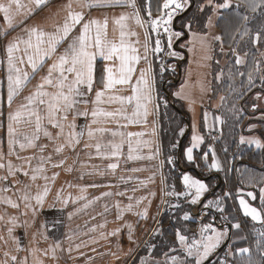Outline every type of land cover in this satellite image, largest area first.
Segmentation results:
<instances>
[{
    "label": "crops",
    "instance_id": "crops-1",
    "mask_svg": "<svg viewBox=\"0 0 264 264\" xmlns=\"http://www.w3.org/2000/svg\"><path fill=\"white\" fill-rule=\"evenodd\" d=\"M192 1L190 0V5ZM89 2H94V0H89ZM156 2L157 0H155ZM21 3L25 7L21 9V14L14 19V25L19 23L20 20H24L28 10L32 9L34 15L25 21L26 26L30 28L39 25L46 32H55L56 26L63 24L69 11L67 5L71 3V11H82L85 22L96 19L103 23L106 18L108 21L107 39L119 44L121 40L120 33L123 31L124 43L137 48L141 56L145 55L144 43L147 33V60L141 59L139 64L135 65L136 72L133 76V85L139 77L140 70L147 69L150 66L152 103H150L151 108L149 109L148 107L149 114L146 120L143 116L135 118L138 120L137 123H130L128 120L119 116L116 119L98 118L100 122L96 125H91V127L93 129L103 127L109 131L104 133L97 132L95 139H90L87 136V128L85 125L91 124V111L94 108L98 107L110 112H115L123 108L125 110L124 114L128 116H131L134 110L133 106L121 105L115 101L108 102L110 95H131V86H117L118 89L122 90L106 92L102 98L103 103L99 105L94 103L95 92L102 88V84L100 83V69H102L105 63H110L102 61L98 57L96 61V83L94 84L93 91L79 98L81 100H87L88 103L84 104L81 102L77 104L75 111L68 114L67 121H61L65 124V135L69 131H75L77 133L80 131L84 132L83 137H80V143L75 146V150L65 148L63 152L56 153L54 151L55 147L63 144L65 142L64 138L55 139L56 133L59 130L53 128L47 121H44L43 127L53 134L54 139L49 140L41 132L40 140L36 142L38 147L21 150L19 144H17L15 145V154L8 156V114L10 112L15 113L17 110L21 112L20 123L15 126L18 129L17 139L20 142H25L24 136H31L35 130L34 123L29 124L27 121L28 112L31 110V107H35L36 105L33 104L30 108H21V105L27 104L26 97L36 90V86L41 82V77L47 74L49 65L56 57L53 56L52 59H48L44 67L35 74H33L31 67L28 65L26 57L24 58L25 62L23 64L18 63L17 66L21 69V74L27 72L29 74V80L21 86L18 95L14 97L11 107H9L7 100L8 65L5 47L7 42L12 40L13 37L19 36L27 39V33L21 30L24 27V25H21V27L9 29L8 35L5 36L4 30L7 28V24L2 18L3 14L0 13V152L4 153V159L0 163L5 164V168L0 169V177L8 176L7 162L9 160H11L15 167L23 166L24 171L28 172L27 176L23 172H17L15 176H8L7 180H0V189L5 187L10 189L7 192H0V197L10 198L19 204L18 208H13L11 205L3 202V200H0V217H3V219H0V264H5V262L6 264H15L11 260V256L13 255L17 257L18 261H23L27 258V264H142V262H147V264H172L170 259L172 256L184 259V254H177L176 252L177 249L183 250L184 252V248L178 240L177 246L173 248L175 251L169 249L160 256H154L151 253L152 251L150 252V249L146 254H139L144 248L143 241L145 238L142 236L141 238L143 240L141 242L136 241L138 238L136 230L138 221L141 222L145 218L143 213L150 211L152 208L151 203L154 204L153 207L158 212L166 208L173 214L174 211L177 212L183 209V206L189 202L190 197L177 195V193H183L185 191L182 182V175L184 173H189L193 177L203 180L205 183H207L205 181V177L207 176L213 177L216 181L212 186H209V183H207L209 190L204 193L200 202L193 206L190 213L193 221L199 224L201 228L205 224H212L217 230L227 231V236L223 239L220 247L210 256L213 259L209 263H212L217 257L218 250L223 247L222 245L227 238L228 241L226 246H224L225 248L233 237V223L224 217L225 214L220 213L212 205L208 208L204 207L210 199L216 196L221 183H225V174L221 166L222 159L220 160L221 156L217 151V147L211 146L207 150L211 155V163L213 162V158H215L221 170L217 171L213 169L204 176L200 167H196L198 164H189L186 161L184 150L191 146L192 136L194 134L203 137L204 133H208V130L218 129L221 126V122H223L220 119L222 116L220 114L221 109H219L221 102H223V94L215 95L213 80L222 74V72L226 74V69L219 73L217 70H214V67L223 69L228 64V61H231L234 64L237 76L240 77L239 73L244 72L247 68V63L251 58V51L243 50L239 52L235 48L224 46L222 38L220 41L215 39L216 36L221 37V33L217 28V22L221 17V13L220 15L218 14L219 17L218 15L213 17L212 26H208L206 22V27L203 31H190L185 36L187 33L186 30L180 28V33L186 39V48L182 50L181 54H177L175 36L172 38V46L169 48L168 33L164 31V26L161 25L158 31H152L149 26L151 20L161 14L160 10L157 13L153 11L152 0H135V8L128 6L129 0H121L119 4L114 2L103 3L100 6L92 8L82 6L85 4V0H50L48 6L42 11L35 9L34 0H21ZM158 4L157 9H160V3L158 2ZM187 9L179 11V13L177 12L174 15L172 24L169 26L170 31L174 32L176 28L174 25L175 18L182 15ZM137 12L139 13V18L143 26L137 23ZM149 12H151V16H149ZM121 15H124L126 19L121 21L120 24H117L116 20ZM206 19L208 20V17ZM79 28L80 26L78 25L77 31L73 35L79 34ZM94 32L95 26H93V34ZM157 40L160 41L162 48V51L158 53L154 52L155 42ZM257 46V51H255L257 53L258 60L256 62L259 66V71H257V65L255 64V68L252 71L255 77L254 75L252 76V81L256 78L259 84L264 85V79H262L264 77V44L262 46L257 44ZM20 47L23 50L24 45L21 44ZM66 47V43L60 45L58 47V53H62ZM233 49L236 50L235 54L233 53ZM172 52H175L176 55H171L170 53ZM218 53L219 58H217ZM245 53H247L246 56ZM17 55H23V52L21 51ZM236 55L244 58V64H235ZM182 58L184 60L181 63L180 78L177 86L169 93L168 89H166L167 83L168 86L172 85L174 83L172 78L174 76L175 80L177 78V74L175 73L176 69L173 70L172 68H177L176 61L177 59L182 60ZM159 69L163 75L162 79L158 81L160 84L155 83V77L159 76ZM166 72L169 75L166 76ZM170 73H173V75H170ZM246 80L243 84L245 86L250 85L248 78ZM157 84L158 89L160 85L163 88L161 89L160 87V90L162 96L165 97L167 105L175 108L176 104L180 103L183 106V109L176 110L179 112H177L178 117L180 116L184 119V124L180 131V134L181 132L183 134L179 138L175 137L171 141H168V138H164L166 136L165 133L161 136L159 105L155 100V85ZM158 89L157 93L159 94ZM45 90L54 91L53 88L48 86H46ZM240 92H244V87L243 91L242 88L241 90L238 89L236 96L239 94L242 96L243 93ZM246 96L247 100L244 98H239L238 100L239 109L243 112L242 107L246 106V110L249 112L245 121H240L237 126L238 145L251 148L254 151H263L264 148L258 149L254 144H248L247 142L240 143L241 136L245 137L246 140L249 138H257L264 143V138L260 133V130L264 129V89L252 91L251 93H247ZM253 105H256L255 110L253 109ZM85 110L89 112V115L87 117L76 116L74 121L76 125L75 129H69L67 125L73 122V116L76 112ZM205 114H207V119H205ZM199 127H203L204 130H199ZM113 131L125 134V142L119 157L104 159L97 156L94 148H85V144H95L97 141L102 144H107L110 141L120 143L122 137H113ZM130 132L142 133L143 135L129 138L127 137V133ZM187 137L189 139L188 143L183 145ZM129 139L131 140L133 149L131 155L139 158L128 159L130 153L127 141ZM220 143L222 144V142ZM227 144L229 145L230 143L227 141ZM39 145H47V147L41 152ZM202 145L203 143L194 149V151L198 150ZM17 155L21 159H17ZM41 155L45 157L50 155L52 159L43 165L45 168L44 173L37 174L38 178L33 181L31 180V175L33 174L32 169L40 166L38 158ZM24 157L36 158L32 159L29 165L25 163ZM169 158L174 163H169ZM61 160L65 161L63 166H52ZM110 163H117L119 166L117 169L112 170L108 168ZM164 163L166 171L170 174L171 178L180 179L175 186L176 188H171V190L166 191L164 184L162 183L160 185L159 183L151 187L150 190L152 191H146L144 181H159L160 175L164 170ZM249 165L254 166L252 164ZM262 166L264 164L258 166L257 169H260ZM69 168L72 170L68 171ZM133 169H138V171H133ZM257 171L255 169V172ZM55 173H58V175L53 180L52 177ZM216 174L221 176V183L212 195L206 197L219 182ZM45 175L49 178L48 180L43 179ZM93 184L98 185V187H91ZM45 185L49 188V193L45 197L43 208H38L34 214L32 208L25 207V202L21 197L25 192L30 197H34L38 191L43 192ZM25 186L29 187L26 188ZM238 189L239 194L234 198L238 216L241 220L244 218L250 223L260 226L264 223V220L253 221L250 217H245L242 209L239 207V199H245L251 206L256 207L258 210L264 209V202L261 201V196L264 194L262 193L264 183L259 187L250 189L238 185ZM106 192H110L112 195L103 196L102 194ZM118 193H123V195H118ZM169 193H172V195H169ZM248 193H252L256 199H252ZM98 197L99 199H97ZM65 200L68 201L67 204L64 203ZM30 203L35 206L34 199ZM85 204L88 205L87 208L84 207ZM129 205L132 206L130 209L128 207ZM198 206L200 207L197 208ZM70 213L71 217L69 216ZM12 217L16 218L15 227L10 222ZM262 217H264V212H262ZM204 218H206L205 221ZM152 221H156V219L153 218ZM129 225L131 226L130 228L128 227ZM8 228H13L11 236H9L7 231ZM117 229L119 231L116 235H112ZM199 238L200 232L198 236L192 237L191 239L188 238V242ZM16 240L19 241V244H17ZM57 242H59L60 247L56 248L55 258H53L51 247L55 246ZM155 245L156 242L152 241L150 247L153 249ZM5 252L9 255L5 256Z\"/></svg>",
    "mask_w": 264,
    "mask_h": 264
},
{
    "label": "snow or ice",
    "instance_id": "snow-or-ice-1",
    "mask_svg": "<svg viewBox=\"0 0 264 264\" xmlns=\"http://www.w3.org/2000/svg\"><path fill=\"white\" fill-rule=\"evenodd\" d=\"M114 2L119 4L121 0H94V2H89V0H85V4L82 6H86L88 8L100 6L103 3ZM50 0H34L35 9L43 10L48 6ZM128 6L133 8L136 7L135 0H129ZM190 6V0H163L160 5V16L151 20L150 28L152 31H158L160 26H164V31L168 33V47L172 46V38L179 37L182 33L180 32H172L170 31V25L172 24L174 15L177 11H183L187 7ZM245 6L249 8L252 12H256L258 8L264 6V0H259V3L255 2V0H240L239 3H236L235 6L232 4V0H223V2H216V0H205L204 4H201L198 11L203 12L205 8H210L213 15H216L220 10L224 9H232L235 8L236 17L242 21L241 27H243V32L240 33V38L243 39L245 36H249L250 29L246 27V23L249 20L247 15L242 14L239 9ZM25 5L21 3V0H0V13L3 14V20L6 21L7 28L4 30V35H8L9 29H14L15 27H22V31L27 33V39H23L22 37H13L12 40L8 41L5 47L7 53V65H8V94L7 100L8 105L11 107L12 101L16 95H18V91L22 85H24L29 80V74L24 72L21 74V69L17 66L19 64H23L25 62V57L28 65L31 67L33 74L37 71L41 70L44 67V64L48 59H52L53 56L56 59L49 65L47 69V74L41 77V82L36 86V90L26 97L27 104L21 105V108H30L33 104L35 107H31V110L28 112V123L35 125L34 133L31 136L25 135L24 141L20 142L17 139L18 129L15 125L20 123L21 120V112L17 110L15 113L8 114V126H7V135H8V156H12L15 154V145L19 144V148L24 150L26 148H36L38 147L37 141L40 140V133L43 132V136L48 138L49 140L54 139L53 134L46 130L43 127L44 121H47L49 125L53 128L58 129L59 131L56 133L55 139L64 138V143L55 147L54 151L56 153H61L65 148H70L73 151L75 150V146L80 143V137H83L84 132H75L69 131L67 135H65V124L61 121H67L68 114L70 112L75 111V107L79 103L87 104V100H81L79 98L84 97L87 93H91L93 91L94 84L96 83V72H97V58L99 57L102 61H107L110 63H105L100 69V83L102 84V88L95 92V101L94 103L99 105L104 101L102 98L105 96L106 92L111 91H120L122 89H118L117 86H131V95L123 96V95H110L108 97V102H119L121 105L133 106V112L131 116L124 114V109H118L115 112L104 111L100 108H94L91 111V124L85 125L87 128V136L90 139H95V134L97 132L104 133L109 131L103 127H97L93 129L91 125H96L100 121L98 118H111L116 119L118 116L122 117L125 120H128L130 123H137L138 120L135 118L143 116L146 120L148 116V105L152 103V79H151V67L149 66L147 69H141L139 77L136 79L135 84L133 85V76L136 72L135 65L139 64L141 59L147 60V51H148V42H147V33L146 40L144 43V51L145 55H139V50L130 45H126L124 43L123 37L124 32L121 31L120 43L117 44L115 42L109 41L107 39V24L108 21L105 18L103 23L96 19H91L88 21H84V13L71 11V3L67 5L69 9L67 16L64 19L62 25L56 26L55 32H46L39 25L33 27H27L25 21L31 18L34 15L32 9H29L25 19L20 20L19 23H13L14 19L21 14V9L24 8ZM213 15L208 16L207 25L212 26L213 24ZM137 23L143 26L142 21L139 18V13L137 12ZM149 16H151V12H149ZM126 19L124 15H121L119 19L116 20L117 24H120L121 21ZM79 28V34L73 35L77 31V26ZM93 26H95V32L93 34ZM239 32V29H237ZM135 35V33H133ZM216 40L220 41L221 37L216 36ZM235 39V36H233ZM252 43L258 44L262 40V32L258 31L252 36ZM66 43L67 47L64 49L62 53H58V47L62 44ZM139 43V41H137ZM23 44L24 48L21 50L20 45ZM23 52V55H17V53ZM162 51L160 41L157 40L155 42L154 52ZM236 50L233 49V53L235 54ZM171 55L175 56L176 53L172 52ZM247 53H245V56ZM236 65L244 64V58L239 55H236L235 59ZM257 71H259V66L257 65ZM239 75H245L244 72H240ZM264 79V77H262ZM249 84L252 83V75L248 74ZM46 86L51 87L54 91H46ZM259 98V97H258ZM43 106V107H41ZM256 105H253V109L255 110ZM89 112L87 110L82 112H76L73 116V122L69 123L67 127L69 129H75L76 125L74 123L76 116H84L87 117ZM205 119H207V114H205ZM219 119V118H217ZM251 130V129H250ZM181 134H183L181 132ZM142 133H127V137L140 136ZM112 136H120L122 137L120 143L108 142L107 144H102L97 141L95 144H85V148H94L97 156L102 157L104 159H110L113 157H119L121 153V149L124 144L125 134L122 132H112ZM129 145V157L128 159H136L139 157H133L131 152L133 151L131 146V140L128 141ZM248 143L254 144L256 148H264V143L261 142L260 139L257 138H249L246 140L245 137L241 136L240 143ZM203 143V137L194 134L192 136L191 146L187 147L184 150V156L186 161L189 164L196 163V157L194 156V149L198 148L200 144ZM47 145H39L40 151L43 152L44 148ZM175 147V145H174ZM17 159H21L19 155L16 157ZM36 157H24L25 163L30 165L31 160ZM208 154L204 153L203 159L207 161ZM4 159V153L0 152V161ZM40 166L33 168L31 175V180L35 181L38 176L37 174H42L45 171L43 165L46 162H50L52 157L49 155L47 157L41 155L39 158ZM169 163H174V161L169 158ZM65 163L64 160H61L57 164H53V167H61ZM117 163H110L108 165L109 169L115 170L118 168ZM199 167V165H196ZM209 168L220 171L219 163L213 158V162L208 165ZM5 168L4 163H0V169ZM72 169L69 168L68 171ZM133 171H138V169H133ZM7 172L8 176H15L17 172H23L25 176L28 175L27 171H24L23 166L15 167L11 160L7 162ZM58 173H55L52 177L54 180ZM8 176L0 177V180H7ZM43 179L48 180L49 178L45 175ZM182 182L185 191L183 193H177V195H183L185 197H190L189 203L195 205L200 202L201 197L209 190V186L201 179H197L193 177L189 173H184L182 175ZM19 183V181H17ZM71 187V185H69ZM28 188L29 186H25ZM91 187H98V185H91ZM10 189L8 187L0 189V192H7ZM49 193V188L45 185L43 192H37L34 197H30L27 192L21 197V199L25 202L26 208H32L33 213L37 211V209H42L45 197ZM264 193V190H262ZM103 196H111L112 193L106 192L102 194ZM118 195H123V193H118ZM172 195V193H169ZM225 195H228L227 193ZM252 199H256V197L252 193H248ZM34 199L35 206H33L30 201ZM99 199V197L97 198ZM0 200L11 205L13 208H18L19 204L12 201L10 198L0 197ZM261 201L264 202V194L261 196ZM65 204L68 203L67 200L64 201ZM212 202L205 204L204 207H210ZM85 208L88 207L87 204L84 205ZM129 209L132 207L128 206ZM216 207L219 211L223 212L224 209L219 206V201L216 203ZM239 207L242 209L243 215L245 217H250L253 221L264 220L262 217V212L264 209L258 210L256 207L251 206L245 199H239ZM26 214V213H25ZM143 215H147V212L143 213ZM71 217V213L69 214ZM3 219V217H0ZM184 220L191 219L190 213L185 212L183 216ZM13 227L16 226V218L12 217L11 221ZM131 227L130 225L128 226ZM233 228L239 229L241 225L239 223L232 224ZM9 236L12 235L13 228H8ZM119 231L117 229L112 233V235H116ZM227 236V231L217 230L212 224H205L200 230V238L193 239L191 242H188V237L181 234L179 229L176 231V238L179 243L184 248V259H180L177 256H172L171 262L172 264H205L206 261H209L210 256L216 251L217 248L220 247L223 239ZM131 239V237H129ZM15 239V238H13ZM17 244L19 241L16 240ZM59 242L56 243L55 246L51 247V251L53 253V258H55V250L59 248ZM79 247V245H77ZM154 247V246H153ZM19 250V249H18ZM175 251V249H173ZM241 253H245L248 249H239ZM5 256L9 254L7 252L4 253ZM167 255V253H165ZM11 260L15 262V264H27V258L23 261H18L15 255L11 256ZM6 264V262H5ZM142 264H147V262H142Z\"/></svg>",
    "mask_w": 264,
    "mask_h": 264
},
{
    "label": "rangeland",
    "instance_id": "rangeland-1",
    "mask_svg": "<svg viewBox=\"0 0 264 264\" xmlns=\"http://www.w3.org/2000/svg\"><path fill=\"white\" fill-rule=\"evenodd\" d=\"M163 1V0H162ZM158 2L155 3V0H152V7L153 11L155 13L159 12L158 7ZM216 2H223V0H216ZM240 0H232L233 6H235L236 3H239ZM255 2L259 3V0H255ZM197 4L195 7L188 12L184 16H180L179 20H175L174 25H175V30L174 32H180V28H183V30H186V35L190 31H203L204 28L206 27V22L203 23L202 29H200L199 26L201 25V21L204 20V17H208L212 14L210 8H205L203 12L198 11L199 7L201 4H204V0H197ZM155 5V9H154ZM161 5V4H160ZM188 8V7H187ZM186 8V9H187ZM225 10V9H224ZM220 10L216 15H222V11ZM229 9H226L225 11H228ZM233 12L231 15L233 17H236L235 15V8L233 7ZM239 11L247 15L249 17V20L246 23V27L250 29L249 36H245L243 39L240 38V33L243 32V27L242 21L239 20L238 17H236L234 20V24L238 22V29L239 32L236 34H226L227 37V46L229 48H235L237 51L240 48H250L254 49L257 51V44L252 43V36L255 35L256 32L261 31L262 32V40L260 43H258L260 46L264 44V6L260 7L257 9L256 12H252L249 8L242 6ZM179 13V11H177ZM196 14L198 16H196ZM213 15V14H212ZM216 15H213L215 17ZM218 15V17H219ZM177 19V17L175 18ZM237 24V23H236ZM236 27V25H235ZM179 28V29H178ZM233 36H235V39H233ZM175 44H176V50L177 54H181L182 50L186 48V39L183 38V35L181 34L179 37H175ZM178 41V42H177ZM263 43V44H262ZM250 50V49H249ZM240 52V51H239ZM184 58V57H183ZM177 59L176 63H179L181 67V63L184 60ZM219 58V53L218 57ZM230 59V58H229ZM256 61L258 60L255 58ZM255 61V64L257 65V62ZM174 64V62H172ZM253 63H251L250 68ZM214 67V70H217V72H222L224 69H226V74H220L216 79H214V89H215V95L218 94H223V102H221L220 108L221 109V118L223 122H221V126H219L218 129H215L219 131L220 140H212L211 139V133L214 130H208V133H204L203 135V145L198 149L194 151V156L196 157V164L199 165L200 169L202 170V174L206 176L210 171L213 169L209 168L208 165L211 164V155L210 153L207 152V150L211 146L217 147V151L220 154L221 158V163H222V171L225 174L226 181L223 184V187L217 192L216 196H214L210 201L212 202V206H214L217 210L218 208L216 207L217 201H219V206L224 209L222 213H224V217L226 219H229L233 224L239 223L241 227L239 229L233 228V237L230 239L227 247L221 248L218 250L217 257L215 260L212 262L213 264H264V223L261 224L260 226H256L253 223H250L249 221L245 220L244 218H241L237 214V210L234 204V198L239 194V189L237 188V184H235L234 180L231 178L230 173H229V168L230 164L234 159L233 157L238 158V155L240 156V152L243 151L242 148L240 147L236 140H237V126L240 121H245L246 116L243 115L242 110L239 109L238 105V100L240 98V94L238 96V86L242 87V83L239 82V77L237 74H235V67L234 64L231 61H228V64L223 67V69L216 68ZM173 70L175 68H172ZM225 72V71H224ZM167 73V72H166ZM169 75V73L166 74V76ZM170 75H173V73H170ZM162 74L161 70L159 69V78L155 77L156 81L155 83H158L160 79H162ZM238 77V78H237ZM159 79V80H158ZM241 79V78H240ZM174 83L172 85L168 86L166 89H168L169 93L172 91V89L177 86L178 80L175 81V76L172 78ZM160 84V83H158ZM158 84L155 85V100L158 102V109H159V116H160V131H161V136L165 133L166 136L164 138H168V141H171L175 137L179 138L181 136L180 131L182 130V121L179 119L177 111L178 109L182 108L183 106L180 103H177L175 108L170 107L167 105V102L165 101V97L162 96V92L160 90L162 86H159L158 89ZM157 89L159 94L157 93ZM243 93V92H240ZM149 109L151 108L149 104ZM245 114V113H244ZM202 124V121H201ZM172 125V127H171ZM199 130H204L203 127H199ZM171 131V132H168ZM204 132V131H203ZM151 139V136H150ZM188 137L184 140L183 145H186L188 143ZM230 143L229 145L227 144ZM222 142V144L220 143ZM236 143L235 147H232L233 144ZM232 147V148H231ZM204 153L208 154L207 161H204L203 155ZM240 158V157H239ZM103 171V170H101ZM240 185H242L245 188H252V187H259L264 183V173H257L250 168L246 167H241L240 168ZM247 174V177L245 178L244 175ZM229 178L231 181H229ZM158 181V180H157ZM156 180H149V181H144V188L146 191H149L151 187H154L156 184L160 185L163 183L164 186L166 187V191L171 190V188H176L175 186L177 185L178 181L177 179L171 178L170 174L166 171L165 168V163H164V170L160 175L159 181L157 183ZM216 181L214 180L213 182H210L209 186H212L213 183ZM152 191V190H150ZM228 195H225V194ZM168 195V194H167ZM156 197V196H155ZM102 198V197H100ZM209 201V202H210ZM205 202V201H204ZM208 202V203H209ZM170 205V204H169ZM168 205V206H169ZM203 205V204H202ZM152 208L150 211L147 212V215L143 220L140 222L138 221V226L136 228L137 230V242L142 241L143 239L141 238L144 236V248L141 250V253L139 254H146L147 251H149L154 255V256H160L164 252L168 251L169 249H173L175 246H177V238H176V231L179 229L181 234L186 235L189 239L192 237L198 236L200 232L201 226L197 224L196 222L193 221L192 215L191 219L189 220H184L183 216L184 213H191V210L193 209L192 204L189 202L186 203L183 206V209L180 211H174V213H170L169 210L165 208V210H161L158 212L157 209H155L154 204L151 203ZM198 206L197 208H199ZM167 211V212H165ZM219 211V210H218ZM221 213V211H219ZM156 219V221H152V219ZM206 218H204V221ZM157 224H156V223ZM156 224V225H155ZM135 234V229L133 230ZM144 234V235H143ZM152 241L156 242L155 247L153 249L150 247L152 245ZM147 242V243H146ZM140 245V244H139ZM138 245V246H139ZM248 249L247 252L241 253L239 249ZM132 249V247H131ZM130 249V250H131ZM134 250V249H133ZM132 251V250H131ZM177 254H184L183 250H178L177 249ZM181 256V255H179ZM220 257V258H219ZM218 262H217V260Z\"/></svg>",
    "mask_w": 264,
    "mask_h": 264
},
{
    "label": "trees",
    "instance_id": "trees-1",
    "mask_svg": "<svg viewBox=\"0 0 264 264\" xmlns=\"http://www.w3.org/2000/svg\"><path fill=\"white\" fill-rule=\"evenodd\" d=\"M161 2H162V0H159V3L160 4H161ZM196 2H197V0H193L191 2L190 7L182 15H180V16L182 17V16L186 15L188 12H190L195 7V5L197 4ZM232 10H233V8L232 9H229L228 11H223L220 19L217 22V28L219 29V31L221 33L222 43L226 47H228V46L226 45L227 44L226 43L227 42V37H226L225 33L226 34H229L230 33L231 35L232 34H236L237 33L236 31L238 29V22H236L237 24L236 23L234 24V22H235L234 19L236 17H233L231 15V13L233 12ZM180 16L177 17L176 21L179 20ZM196 16H198V15L196 14ZM206 18L207 17L205 16L204 17V20L201 21V25L196 26V27H199L200 29H202L203 23L205 22ZM235 25H236V27H235ZM251 48L252 47H250V48H248V47L247 48H245V47L240 48L239 47V49H238V51H240V52H242L243 50H249V49L251 51L250 52V57L251 58H250V60L247 63L246 70L244 71L245 75H243V76L240 75V77H239V78H241V79H239V82L242 83V87L241 86H238V89L241 90V88H242V91H243V87H244V92H243V95L240 96V99L241 98H244L245 100H247V96H246L247 93H251L252 91H257V90H263L264 89V85L263 84H259L258 81L256 80V78L248 86L247 85L245 86L243 84L244 81L245 82L247 81L246 79L248 78V74L249 73H251L252 76L254 75L252 73V71L255 68V61H256L255 58H257V53H256V51L254 49H251ZM251 63H253V64H252V66L250 68ZM235 74H237L236 71H235ZM254 77H255V75H254ZM243 102H244V100H243ZM171 107H173V106H171ZM242 108L244 110L242 112L243 115L247 116L249 112H247L246 106H244ZM179 119L183 122L182 123V125H183L184 124V119L182 117H180V116H179ZM171 127H172V125H171ZM168 132H171V131H168ZM260 133H261V135L264 138V129L260 130ZM165 139H167V137ZM236 142L238 144V141L237 140H236ZM235 145H236V143H234L232 147H235ZM242 149H243V151L240 152V156L238 155V158L233 157L236 160H233L231 162L230 168H229L230 176L234 180L235 184H237V186L238 185L239 186H242V185H240V175H241V172H239L241 167L250 168L253 171H255V169H256V170H258L257 173H262V174L264 173V166H262L260 169H257L258 166H261V165L264 164V150L263 151H254L253 149L246 148V147H244ZM249 164H252L254 166H251ZM239 173H240V175H239ZM244 177L246 178L247 177V174H245ZM214 180L215 179L213 177H208V176L205 177V181L207 183H209V184H210V182H213ZM225 181H226V177H225ZM229 181H231L230 178H229ZM223 184H221L219 186L218 191L223 187ZM243 188H245V187H243ZM209 264H213V263H209Z\"/></svg>",
    "mask_w": 264,
    "mask_h": 264
},
{
    "label": "water",
    "instance_id": "water-1",
    "mask_svg": "<svg viewBox=\"0 0 264 264\" xmlns=\"http://www.w3.org/2000/svg\"><path fill=\"white\" fill-rule=\"evenodd\" d=\"M179 16H180V15H179ZM175 69H176L175 73L177 74V78H176L175 81H177V80L180 78V73H181V67H180L179 63H177V68H175ZM216 176H217V178L219 179V182H218V184H217V185H216V186L210 191V193H209L208 195H206V197L212 195V194L217 190L219 184L221 183V176H220L219 174H216ZM199 177H200V178H203L202 176H199ZM181 197H183V195H182ZM227 241H228V238H227V240L224 242V244L222 245L223 247L226 246ZM212 259H213L212 257L209 258V261H206L205 264H208L209 262H211Z\"/></svg>",
    "mask_w": 264,
    "mask_h": 264
},
{
    "label": "built area",
    "instance_id": "built-area-1",
    "mask_svg": "<svg viewBox=\"0 0 264 264\" xmlns=\"http://www.w3.org/2000/svg\"><path fill=\"white\" fill-rule=\"evenodd\" d=\"M219 136H220V133H219V131H217V130H214V131L211 133V139H212V140H215V141L220 140V139H219Z\"/></svg>",
    "mask_w": 264,
    "mask_h": 264
}]
</instances>
